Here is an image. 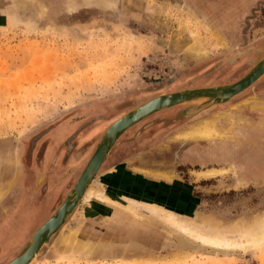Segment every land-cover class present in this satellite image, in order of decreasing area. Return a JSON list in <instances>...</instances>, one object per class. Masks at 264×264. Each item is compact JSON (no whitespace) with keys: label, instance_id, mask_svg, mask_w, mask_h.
I'll return each mask as SVG.
<instances>
[{"label":"rangeland","instance_id":"obj_1","mask_svg":"<svg viewBox=\"0 0 264 264\" xmlns=\"http://www.w3.org/2000/svg\"><path fill=\"white\" fill-rule=\"evenodd\" d=\"M105 2L0 0V186L10 184L0 200V264L57 209L112 120L158 93L233 82L254 65L251 50H244L264 48V0ZM194 43L205 51H188ZM252 98L264 101V75L227 103L188 115L183 110L190 105L154 112L149 119L158 120L154 127L163 135H135L141 124L120 135L50 239L58 245L60 235L80 226L83 244L62 256L44 245L34 264H264V248L215 251L195 243L191 253L178 256L186 249L174 241L185 238L140 204L223 226L263 218L264 110L252 109ZM208 118L241 135L178 136ZM91 128V140L75 148L77 134ZM61 131L70 132L65 142L74 149L71 155L66 149L49 188L46 146ZM215 168L223 173L205 179L193 173ZM27 173L31 183L24 187ZM24 190L28 200L39 191L51 202L32 209L21 201ZM97 190L111 202L99 199ZM126 207L144 216L134 218Z\"/></svg>","mask_w":264,"mask_h":264},{"label":"water","instance_id":"obj_2","mask_svg":"<svg viewBox=\"0 0 264 264\" xmlns=\"http://www.w3.org/2000/svg\"><path fill=\"white\" fill-rule=\"evenodd\" d=\"M248 50L253 53L252 61L254 65L239 79L223 85L197 86L155 94L140 101L109 123L99 135L88 160L60 205L46 221L41 223L28 236L19 251L4 264H34L37 261V256L40 255V249L44 245H49L47 251L54 254V252L49 251L53 241L50 242L51 237H56L57 232L65 225L66 219L72 215L86 189L96 178L109 151L117 144L119 136L129 127L154 112L172 106L190 105L191 107L183 110V113L188 115L211 108L217 104L227 103L232 97L259 80L264 75V48L251 46L245 49L244 52ZM260 51L262 55L258 57ZM196 251L207 252L203 249H197Z\"/></svg>","mask_w":264,"mask_h":264},{"label":"bare ground","instance_id":"obj_3","mask_svg":"<svg viewBox=\"0 0 264 264\" xmlns=\"http://www.w3.org/2000/svg\"><path fill=\"white\" fill-rule=\"evenodd\" d=\"M114 2H116V0H106L105 4L103 5L102 3L101 5L105 7H109L110 4H115ZM204 49L202 45L200 47V45L196 43L188 47V51H190L195 55H199L203 53L205 51ZM255 100H256L255 98H252V100L250 101L252 109L256 108V109L264 110V101H260V100L255 101ZM214 121H215L214 118H208V119H202L196 121L187 130L183 131L181 134H178V136L180 135L179 137L183 139H193V140L214 139L220 136L214 125ZM193 173L196 177L204 178V177H211V176H216L218 174H222L223 170L215 168V169H207V170H196ZM9 187L10 184L7 186H0V200L3 198ZM84 195L85 193L83 194L81 200L83 199ZM95 195L99 199L105 200V202L106 201L111 202L110 199L107 198L101 190H97L95 192ZM89 198L90 196H88L87 194L85 200ZM140 204L144 205L145 209L150 213V216L155 218L158 217L161 221H163L170 228L176 231V233L179 236L185 238V240H181L180 242H175L173 239L169 238V240L171 239V241H174V244H176V248H178L179 250L186 249V251H177L179 254L178 256L182 257L184 255L191 253V251L194 250L195 248L193 245L195 243H197L199 246H202L203 248L205 247L208 249H213L215 251H234V250L252 251V250H260L264 248V217L257 220L254 224L244 227L223 226V225L213 224L207 218L181 216L174 212L166 211L165 209L152 207L144 203H140ZM112 209H115V206H113ZM127 209L130 211L129 213H131V216H133L134 218L137 219L142 218L143 214L131 208H127ZM79 227L80 226L71 230L66 235L65 234L60 235L59 241L57 242L58 245L53 246L55 240L51 242L52 244L50 243L51 246L49 251H51L52 246L54 248L53 252L57 256L60 255L62 256L63 254L77 251V249L80 248L81 245L83 244V241L77 235ZM168 234L171 237L172 233L170 231H168ZM57 235L58 233L56 234V237ZM91 248L89 250H91Z\"/></svg>","mask_w":264,"mask_h":264},{"label":"flooded vegetation","instance_id":"obj_4","mask_svg":"<svg viewBox=\"0 0 264 264\" xmlns=\"http://www.w3.org/2000/svg\"><path fill=\"white\" fill-rule=\"evenodd\" d=\"M150 117H151V115H149V117L144 118L143 120H141V121H139V122L136 123L138 126H139V124H141V126L138 127L136 131H134V134L135 135H136L137 132L138 133L139 132L141 133L142 131H144L145 129H147L152 124L151 121H153L154 122V125H155L156 121H158V120L155 121V120L149 119ZM160 123H164V122L163 121H160ZM175 123H177V122H175ZM136 124H134V125H136ZM134 125H132L131 127H133ZM93 129L94 128H91V130L87 129V130L81 132L80 134H77V135H79L78 136L79 140L80 139L81 140H80L79 146H76L75 148H79L80 146L82 148V146L84 144H82L81 141L83 139L85 141H87V142H88V140H91V136L94 134L93 133V131H94ZM123 133H125V132H123ZM87 142H85V143H87ZM47 144L48 145L46 146L45 155L47 157H50V159L47 158V159H49L48 163L46 162L47 159L44 160L43 168H45L44 170H46V173H45V175H44L43 178H44V182H46L48 180V185H49V188H50L51 185L54 184V180H55V178H53V172H55L56 170H59V168L63 167L62 166V160H63V158L66 155V149H68V153H67V155H68L74 149V146L73 145L69 146L67 144V142H65V140L63 142H60L59 144L56 143V142H52V141H49ZM73 153H74V151H73ZM69 155H71V154H69ZM27 178H30V174L29 173H27V177H25V179H24V184H23L24 187H28V185L31 183V180L29 182L28 181L29 179H27ZM41 188H43V190H46V185L42 186ZM21 193H22V199H21V201L27 200V202H28L27 204H31L32 209H36V208H39V207L40 208L41 207L44 208L47 203H50L51 202V197L50 198H44L42 196L40 197L39 191H36V193L35 192H32V195L30 196L29 200L26 199L29 196L26 190H24V192L21 191ZM0 250H1V248H0Z\"/></svg>","mask_w":264,"mask_h":264},{"label":"crops","instance_id":"obj_5","mask_svg":"<svg viewBox=\"0 0 264 264\" xmlns=\"http://www.w3.org/2000/svg\"><path fill=\"white\" fill-rule=\"evenodd\" d=\"M147 117H149V116H147ZM146 117V118H147ZM151 125L147 128V129H145L144 131H142L141 133L139 132H137V134L136 135H163V131H159V132H157V129L158 128H155L154 127V122L153 121H151ZM157 123V122H156ZM77 126V125H76ZM188 126V125H187ZM186 126V127H187ZM185 127V128H186ZM75 128V127H74ZM130 128V129H129ZM127 130H125L124 132L125 133H122L121 135H129L130 134V132H131V129H132V127H129ZM182 129H184V128H181V129H179V130H182ZM216 129H217V131H218V133H219V135H241V133L240 132H238V133H236V132H234V131H230L229 133L228 132H224V130H221V129H219L217 126H216ZM65 130V129H64ZM179 130H176L175 132H171L169 135H175L176 134V132L177 131H179ZM70 133V132H69ZM69 133H67V132H63V131H61V132H59V133H57L58 135H60V136H54L53 137V139L51 140L52 142H56V143H60V142H63L64 140H66L68 137V134ZM227 133V134H226ZM248 135H250V134H248ZM81 140V139H80ZM118 140H119V138L117 139V142H118ZM82 142V144H84V145H86L87 143H85V142H87V141H85L84 139L81 141ZM189 142H191V141H189ZM53 151V150H52ZM214 167V166H213ZM206 168H211V167H205V168H201V169H206ZM159 172H161V171H159ZM45 221V220H44ZM43 221V222H44ZM43 222H41V223H43ZM34 231V230H33ZM32 231V232H33ZM31 232V233H32ZM30 233V234H31ZM26 241V240H25ZM24 241V242H25ZM24 244V243H23ZM0 252H1V250H0ZM18 252V251H17ZM0 261H2V258H0ZM7 262V261H6Z\"/></svg>","mask_w":264,"mask_h":264}]
</instances>
